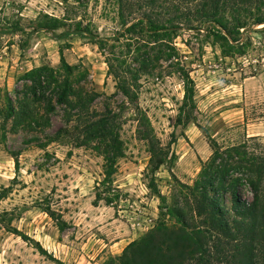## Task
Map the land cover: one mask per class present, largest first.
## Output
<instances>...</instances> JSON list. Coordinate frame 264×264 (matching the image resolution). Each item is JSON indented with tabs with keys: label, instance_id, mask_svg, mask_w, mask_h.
Listing matches in <instances>:
<instances>
[{
	"label": "rangeland",
	"instance_id": "1",
	"mask_svg": "<svg viewBox=\"0 0 264 264\" xmlns=\"http://www.w3.org/2000/svg\"><path fill=\"white\" fill-rule=\"evenodd\" d=\"M153 1L131 0L133 9H123L120 18L116 0H0V108L7 97L15 107L31 84L24 76L42 65L58 69L62 55L76 68L73 78L84 76L78 87L97 94L89 113L108 110L116 117L124 154L107 182L103 156L83 145V137L49 141L66 126L62 107L47 114L44 105L31 104L39 124L32 130L12 129L10 120L5 124L0 118L6 128L0 142V264H104L154 228L164 212L158 194L170 204L179 194L176 180L192 184L211 154L209 142L224 149L257 137L248 146L261 144L258 150L264 151V33L259 32L264 25L246 34L250 46L244 56L222 57L203 29H190L199 24L178 21L177 35L164 41L176 57L159 59L133 83L127 71L138 69L135 57L144 50L158 55L150 50L156 43L125 29L145 15L162 22L174 16V0ZM187 10L194 11L193 2ZM44 14L89 24L105 48L75 35L57 40L50 33L30 34ZM16 24L21 31L10 33ZM141 45L144 50L136 53ZM175 63L187 71L194 88L187 125L176 123L184 90L182 77L170 67ZM110 65L121 76L120 89ZM46 119L49 125L43 126ZM146 122L168 158L153 173L148 144L139 133ZM240 194L251 199L247 187Z\"/></svg>",
	"mask_w": 264,
	"mask_h": 264
},
{
	"label": "trees",
	"instance_id": "2",
	"mask_svg": "<svg viewBox=\"0 0 264 264\" xmlns=\"http://www.w3.org/2000/svg\"><path fill=\"white\" fill-rule=\"evenodd\" d=\"M116 1L120 18L123 9H133L131 0ZM75 2L79 3L80 0ZM192 2L194 11L187 10ZM148 4L155 2L149 0ZM172 7V19L162 22L149 14L125 29L128 34H142L148 41L156 43L150 46V50L158 55L152 57L151 51L144 50L143 45L136 47V53L140 48L144 52L134 59L138 69L127 71L133 83L141 73L148 74L159 59L169 61L176 57L174 48L164 41L167 39L170 42L177 35L180 30L178 21L199 24L190 26V29H203L205 38L211 40L212 45H218L222 57L244 56L250 46L246 34L252 26L264 25V0H174ZM33 25L30 34L50 33L57 40L75 35L98 40L100 48L106 45L104 39L92 33L89 24L66 16L57 18L44 14ZM125 25L126 22L122 20V27ZM17 31L21 29L16 24L10 33ZM259 32L264 33V28ZM19 46L22 49L27 42ZM170 67L183 79V102L176 123L187 125L194 106V88L187 71L179 68L178 63ZM75 70L62 55L58 69L42 65L31 70L23 78L31 83L30 86H26V92L17 98L15 107L12 100L6 98L5 108H0V118L5 124L10 120L12 129L25 125L32 130V126L38 127L39 124L31 104L44 105L47 114L53 113L56 106L62 107L66 126L59 128L49 141L83 137V145L90 144L103 156L108 182L117 159L124 157L116 117L108 110L101 115L92 116L89 113L97 94L78 87L84 76L73 78ZM109 71L118 81L117 87L120 89L122 82L118 70L110 65ZM71 122L73 125H70ZM48 125L49 120L46 119L43 126ZM143 126L145 129L139 133L148 144V165L153 173L166 165L167 152L160 147L149 124L146 122ZM0 132L2 142L6 128L0 127ZM256 140L257 137H250L224 149L214 140L209 142L211 154L202 162L192 184L186 185L176 180L180 186L179 194L171 197L170 204H165V198L158 194L164 212L154 228L128 244L119 257H111L104 264H264V151L258 150L263 148L261 144L248 146V141ZM174 158L171 155L170 160ZM14 161L17 162L16 155ZM242 187L249 189L250 200L241 197ZM106 202L111 201L107 199ZM166 217L171 223L166 221ZM14 233L24 237L16 230Z\"/></svg>",
	"mask_w": 264,
	"mask_h": 264
}]
</instances>
